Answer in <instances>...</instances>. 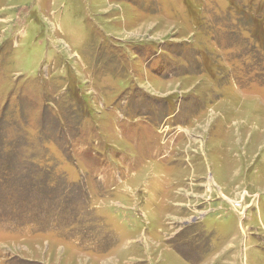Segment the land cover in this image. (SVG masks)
Returning a JSON list of instances; mask_svg holds the SVG:
<instances>
[{
    "label": "rangeland",
    "instance_id": "374dc122",
    "mask_svg": "<svg viewBox=\"0 0 264 264\" xmlns=\"http://www.w3.org/2000/svg\"><path fill=\"white\" fill-rule=\"evenodd\" d=\"M0 264H264V0H0Z\"/></svg>",
    "mask_w": 264,
    "mask_h": 264
},
{
    "label": "trees",
    "instance_id": "16d2710c",
    "mask_svg": "<svg viewBox=\"0 0 264 264\" xmlns=\"http://www.w3.org/2000/svg\"><path fill=\"white\" fill-rule=\"evenodd\" d=\"M258 32H257V29H254L253 32H252V36H256V37H259V35H256Z\"/></svg>",
    "mask_w": 264,
    "mask_h": 264
}]
</instances>
